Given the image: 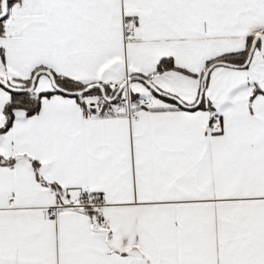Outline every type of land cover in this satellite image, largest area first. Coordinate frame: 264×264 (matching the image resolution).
<instances>
[{
    "label": "snow or ice",
    "instance_id": "obj_1",
    "mask_svg": "<svg viewBox=\"0 0 264 264\" xmlns=\"http://www.w3.org/2000/svg\"><path fill=\"white\" fill-rule=\"evenodd\" d=\"M0 264H264V0H0Z\"/></svg>",
    "mask_w": 264,
    "mask_h": 264
}]
</instances>
